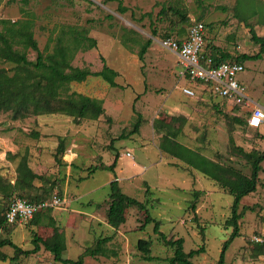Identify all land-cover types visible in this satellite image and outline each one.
<instances>
[{
	"label": "rangeland",
	"instance_id": "rangeland-1",
	"mask_svg": "<svg viewBox=\"0 0 264 264\" xmlns=\"http://www.w3.org/2000/svg\"><path fill=\"white\" fill-rule=\"evenodd\" d=\"M119 2L125 12L119 10ZM262 15L264 0H0V20H29L38 48L45 54L53 50L62 29L84 28L96 40V46L77 51L71 64L98 71L102 56L117 72L118 84L112 87L101 77L88 76L68 85L69 92L102 100L104 112L97 119H75L59 112L13 118L11 110L0 111V180L14 184L17 165L24 159L40 177L23 196L49 200L57 194L63 199L60 206L42 212L35 223L28 220L0 225V239L9 238L22 249H31L36 234L45 242L59 243L64 257L76 259L99 238L111 236L105 244L107 255H86L83 264H170L174 248L158 238L153 222L139 228L144 212L137 207L125 209L126 219L118 231L87 218L93 208H100L98 219L104 218L109 182L116 176L126 194L138 200L151 198L154 207H149L150 215L160 222L167 238L182 237L185 252L204 247V252L189 258L193 264H217L223 242L232 231L225 222L231 215L233 197L199 171L183 169L186 167L179 159L161 151L158 145L164 133H174L172 137L182 144L248 175L250 164L235 148L263 151L260 134L264 133V122L259 127L238 124L229 102L201 96L198 84L177 75V55L160 46L159 41L166 35L181 36L189 22L198 19L211 24L207 43L233 56L254 54L258 46L251 40L249 28L263 35ZM3 27L0 21V29ZM148 38L152 43L140 59V46ZM14 47L23 50L18 44ZM25 53L29 60L36 59V51L31 48ZM244 63L239 79L249 97L264 108V59ZM0 68L13 72V64L1 58ZM188 85L195 90L194 97L182 92ZM216 101L220 102L218 106ZM138 114L140 126L133 132ZM60 142L65 148L61 157L57 154ZM116 155L114 171L99 168L89 172L92 166L111 164ZM261 165L256 190L241 199L239 211L244 210L238 220L239 234L225 250L224 264H262L263 246L252 239H264V160ZM193 189L203 192L195 210L197 219L187 209ZM7 190L14 192L8 196L0 193V218L8 199L21 193ZM64 208L66 213L71 209L82 212L74 211L72 217L53 213ZM140 238L150 240L153 258L144 259L136 248ZM40 248L34 254L0 264H61L53 261L43 245ZM2 251L14 255L8 246Z\"/></svg>",
	"mask_w": 264,
	"mask_h": 264
},
{
	"label": "trees",
	"instance_id": "trees-1",
	"mask_svg": "<svg viewBox=\"0 0 264 264\" xmlns=\"http://www.w3.org/2000/svg\"><path fill=\"white\" fill-rule=\"evenodd\" d=\"M118 8L121 12H125L126 8L119 2ZM160 12L164 13V10ZM159 12V13H160ZM180 13V12H179ZM180 15H182L180 13ZM264 17V15H262ZM198 20V19H196ZM4 23V27L0 29V58L13 64V72L9 74L4 68H0V111H12L13 118L18 116H25L29 113L43 114V113H63L74 117L75 119H97L103 112L104 108L102 100L82 93L71 91L69 92L68 85L71 82H81L87 79L88 76L101 77L110 86H118L115 81L117 72L105 64L104 57H100L103 65L98 71H91L86 68L73 66L71 60L75 53L79 50H87L96 46V40L86 34V30L68 26L60 31L56 37L55 46L51 52L46 54L39 50L37 41L34 39L30 29L31 24L29 20H19L10 22L0 20ZM246 21V20H245ZM192 23L189 22L188 26ZM206 28L209 29L211 24L204 23ZM248 24V23H247ZM247 27H250L248 24ZM186 30L181 36L174 37L176 40L184 38ZM251 40L258 46V50L254 54H238L233 56L227 51L222 50L218 46L211 45L206 42V52L213 59V64L221 62H239L245 65L247 60L264 59V34L257 35L253 28H249ZM173 37L170 35L163 36L161 40ZM152 40L148 38L140 46L138 56L143 58L148 47L151 45ZM15 44L22 46L23 50L14 47ZM31 48L36 51V59L29 60L26 56L25 50ZM199 86V85H198ZM205 92V94H203ZM212 99V95L206 90L202 89L201 96ZM220 101V100H219ZM218 106L220 102L216 101ZM240 109H238V108ZM234 111L233 120L238 124H248L249 111L243 109L241 105H235L230 108ZM246 113V117L241 116ZM240 116V117H239ZM140 114L133 125V132H137L140 126ZM161 122V121H159ZM163 126L167 123L161 122ZM249 125V124H248ZM250 126V125H249ZM170 127V126H167ZM255 127V126H252ZM170 132V131H169ZM174 134V133H172ZM168 133L161 136L158 148L166 154L179 159L186 169L197 170L205 177L213 180L230 195H232V203L230 206L231 215L226 219L225 226L232 227L229 237L223 242L217 264H224L225 250L231 241L239 234L238 220L241 218L244 207L239 211L241 199L249 193L256 190L259 172L262 171L261 162L264 160V150L261 152L244 151L241 147L236 146V150L241 154L250 164V173L248 175L242 173L239 169L223 165L204 154L196 151L181 142L174 139ZM264 139V134H260ZM230 142L233 144V140ZM234 145V144H233ZM64 145L60 142L57 146V154L61 157L64 153ZM57 159L60 161V157ZM117 155L111 164H99L89 168V172L93 173L96 169H108L114 171ZM37 174L28 166L27 162L23 159L17 165V178L14 184H3L0 180V193L6 196L10 195L7 189L20 190V194L13 197H22L27 190L33 187V181L38 178ZM148 185V184H146ZM149 187V185H148ZM148 191V188L147 190ZM201 190H192V201H189V209L193 219H197L196 208L199 196L202 194ZM8 199V202L11 198ZM32 202L44 200V198L32 197L28 195L25 198ZM138 200L122 191L116 176L115 179L109 182L108 204L106 208V222L112 228L117 229L126 219L125 209L130 207H137L144 212V218L139 228H143L146 224L153 222V231L157 234L158 238L167 246L173 247V256L170 258V264H193L189 258L204 252V247L200 246L196 249H191L185 252L183 249L184 239L178 237L175 239L167 238L160 230V222L154 219L149 212V207H154L152 200L147 199ZM191 200V199H190ZM7 202V205H8ZM7 208V206H6ZM5 208V210H6ZM50 209V208H47ZM45 209V210H47ZM45 210L39 211L29 220L33 223L37 221L39 216ZM137 219V218H136ZM9 224L6 222L5 211L0 218V225ZM51 225L55 222L51 219ZM111 240V236L99 238L93 246H88L82 255L76 259L66 258L63 256L64 248L57 242L48 243L36 234L33 235L31 242L33 247L31 249H22L9 238L0 239V261L16 260L19 256H28L39 251L40 244L48 251L53 258L54 262L61 264H83L84 256L107 255L105 244ZM150 240L140 238L136 242V248L143 254L144 259L153 258L150 255ZM8 246L13 249V256H8L7 253L2 251V248Z\"/></svg>",
	"mask_w": 264,
	"mask_h": 264
},
{
	"label": "built area",
	"instance_id": "built-area-1",
	"mask_svg": "<svg viewBox=\"0 0 264 264\" xmlns=\"http://www.w3.org/2000/svg\"><path fill=\"white\" fill-rule=\"evenodd\" d=\"M207 31L201 20H193L188 26L186 35L180 40L167 37L160 40V46L174 52L178 57L177 75L190 82L198 84V88L206 90L217 100L229 102L232 106L241 105L249 111L248 124L259 127L264 122V108L254 102L246 92V87L241 83L239 74L245 65L239 62H221L213 64V59L206 52ZM182 92L194 97L195 90L192 86H183ZM129 155V153H127ZM63 199L54 194L49 200L32 202L22 197H13L8 202L5 210L6 222L20 223L30 220L35 213L51 207L60 206ZM252 239L261 244L264 249V239L253 236ZM264 264V253L261 255Z\"/></svg>",
	"mask_w": 264,
	"mask_h": 264
},
{
	"label": "crops",
	"instance_id": "crops-1",
	"mask_svg": "<svg viewBox=\"0 0 264 264\" xmlns=\"http://www.w3.org/2000/svg\"><path fill=\"white\" fill-rule=\"evenodd\" d=\"M264 134V133H263ZM183 169H185V170H187L186 168H183ZM189 173H190V171L189 170H187ZM191 171H193V170H191ZM94 205V204H93ZM94 207V206H93ZM107 208V207H106ZM94 210L92 211V212H90L89 213V215H87V218L90 220V222H94V221H96L95 223H97V224H100L101 223V226H105V225H108V224H106L107 222H106V217L104 216V218L102 219V220H100V218L98 219V216H96V214L99 212V210L98 209H100V208H98V209H96V208H93ZM198 209V207L196 208V210ZM63 210V209H62ZM74 211H78V212H82V211H79V210H73V209H71V211L69 212V213H66L67 212V210H65V208H64V210L63 211H53V213L55 212V214H58V212H59V215L60 214H63V215H65V216H68V215H71V217L73 216V212ZM94 217V218H93ZM92 219L94 220V221H92ZM98 219V220H97ZM100 226V227H101ZM122 226V225H121ZM112 227H110V229H111ZM112 229H114V228H112ZM115 231H118V229L117 230H115ZM71 233V232H70ZM69 235H71V234H69ZM67 236H68V233H66V231H65V238L67 239ZM72 239V236L71 237H69V239ZM73 239H74V237H73ZM95 257H100L99 255H96Z\"/></svg>",
	"mask_w": 264,
	"mask_h": 264
}]
</instances>
